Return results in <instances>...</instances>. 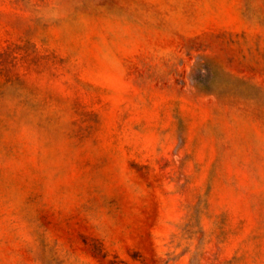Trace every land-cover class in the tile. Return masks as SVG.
Listing matches in <instances>:
<instances>
[{
	"label": "rangeland",
	"instance_id": "374dc122",
	"mask_svg": "<svg viewBox=\"0 0 264 264\" xmlns=\"http://www.w3.org/2000/svg\"><path fill=\"white\" fill-rule=\"evenodd\" d=\"M0 264H264V0H0Z\"/></svg>",
	"mask_w": 264,
	"mask_h": 264
}]
</instances>
